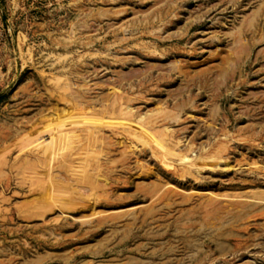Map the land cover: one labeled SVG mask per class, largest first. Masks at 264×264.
<instances>
[{
	"label": "rangeland",
	"instance_id": "obj_1",
	"mask_svg": "<svg viewBox=\"0 0 264 264\" xmlns=\"http://www.w3.org/2000/svg\"><path fill=\"white\" fill-rule=\"evenodd\" d=\"M0 264H264V0H0Z\"/></svg>",
	"mask_w": 264,
	"mask_h": 264
}]
</instances>
